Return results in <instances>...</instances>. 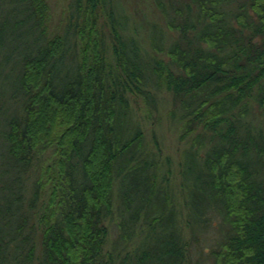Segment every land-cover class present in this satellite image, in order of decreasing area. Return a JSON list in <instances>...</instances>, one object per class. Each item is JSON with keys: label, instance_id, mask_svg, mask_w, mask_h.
Returning <instances> with one entry per match:
<instances>
[{"label": "trees", "instance_id": "16d2710c", "mask_svg": "<svg viewBox=\"0 0 264 264\" xmlns=\"http://www.w3.org/2000/svg\"><path fill=\"white\" fill-rule=\"evenodd\" d=\"M156 5L0 0V264H264V0Z\"/></svg>", "mask_w": 264, "mask_h": 264}, {"label": "rangeland", "instance_id": "374dc122", "mask_svg": "<svg viewBox=\"0 0 264 264\" xmlns=\"http://www.w3.org/2000/svg\"><path fill=\"white\" fill-rule=\"evenodd\" d=\"M50 5V19L48 20V27L51 31H60L66 20L65 8L68 5L69 0H48ZM127 12L132 14L137 20L146 22V20H156L163 24L161 19V13L156 5V0H119ZM162 95L168 96L167 93ZM137 104V103H136ZM136 104L134 106H136ZM141 106L143 103L139 101ZM161 111L163 115L161 116V121L158 122V114L153 112V116L147 119V134L149 137L152 135L153 128L161 134L163 141L164 151L166 154H174L178 151L181 143L178 141L177 132L171 127L169 121L170 107L166 103H162ZM218 227L220 228L219 222L215 219L208 231L203 233L200 238L193 243L192 247V263L191 264H212V259L209 257L210 250L215 244V238L218 236ZM110 240H114L116 236V230L114 226L111 225ZM112 242V241H111Z\"/></svg>", "mask_w": 264, "mask_h": 264}]
</instances>
